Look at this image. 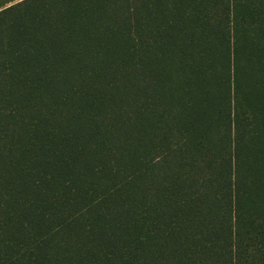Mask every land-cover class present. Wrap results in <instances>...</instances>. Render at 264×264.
Wrapping results in <instances>:
<instances>
[{
  "label": "trees",
  "instance_id": "obj_1",
  "mask_svg": "<svg viewBox=\"0 0 264 264\" xmlns=\"http://www.w3.org/2000/svg\"><path fill=\"white\" fill-rule=\"evenodd\" d=\"M0 264H264V0L1 11Z\"/></svg>",
  "mask_w": 264,
  "mask_h": 264
},
{
  "label": "crops",
  "instance_id": "obj_2",
  "mask_svg": "<svg viewBox=\"0 0 264 264\" xmlns=\"http://www.w3.org/2000/svg\"><path fill=\"white\" fill-rule=\"evenodd\" d=\"M24 0H0V12Z\"/></svg>",
  "mask_w": 264,
  "mask_h": 264
}]
</instances>
